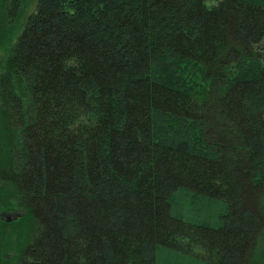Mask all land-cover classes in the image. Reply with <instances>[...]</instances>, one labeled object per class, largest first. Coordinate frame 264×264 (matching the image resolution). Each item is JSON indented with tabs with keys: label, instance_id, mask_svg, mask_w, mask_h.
<instances>
[{
	"label": "trees",
	"instance_id": "16d2710c",
	"mask_svg": "<svg viewBox=\"0 0 264 264\" xmlns=\"http://www.w3.org/2000/svg\"><path fill=\"white\" fill-rule=\"evenodd\" d=\"M14 34L0 264H264V0H37Z\"/></svg>",
	"mask_w": 264,
	"mask_h": 264
},
{
	"label": "rangeland",
	"instance_id": "374dc122",
	"mask_svg": "<svg viewBox=\"0 0 264 264\" xmlns=\"http://www.w3.org/2000/svg\"><path fill=\"white\" fill-rule=\"evenodd\" d=\"M12 1H14L15 7H18L17 9H15L16 10V14H15L16 17L14 16L15 18L11 17L8 14V10L11 7ZM36 1L37 0H0V43L2 41L1 40L2 37H4L6 33H9V31L12 30V27L15 28L16 35L20 32L23 22H26V19L29 17V14H31L35 10ZM15 34L14 36H16ZM5 55H6V47L2 48L0 44V61L4 59ZM1 215H4V216L17 215L20 218H22L25 216V213L24 211H22L21 209L17 207H10L8 209H0V216ZM13 223L7 224V223L1 222L0 220L1 226L8 227V225H10L8 229L6 230L4 229L5 231L2 230L0 232L1 236L5 240L4 248H2L1 251H3V258L6 261L7 260L10 261V259L14 258L15 257L14 254L17 251V246H16L17 231L15 230L17 229L16 228L17 226L13 227Z\"/></svg>",
	"mask_w": 264,
	"mask_h": 264
},
{
	"label": "flooded vegetation",
	"instance_id": "af4514ba",
	"mask_svg": "<svg viewBox=\"0 0 264 264\" xmlns=\"http://www.w3.org/2000/svg\"><path fill=\"white\" fill-rule=\"evenodd\" d=\"M11 10H12V6L9 8V10H8V14H9L11 17H14V16L16 17V15H15V14H16V11L13 12V14H11ZM34 11H35V10H34ZM34 11H33L31 14H29V16L32 15V14L34 13ZM15 17H14V18H15ZM15 24H16V23H15ZM24 25H25V22H23V25H22V27H21V31H22ZM14 216H17V215L5 216V218H6V217H9V218L12 219ZM2 217H4V215H1V216H0V220H1V222H3V223H7V224H10V223L16 221L18 218H20L19 216H17V218H16L15 220L13 219V220H11L10 222H6L5 220L2 219Z\"/></svg>",
	"mask_w": 264,
	"mask_h": 264
},
{
	"label": "water",
	"instance_id": "95a60500",
	"mask_svg": "<svg viewBox=\"0 0 264 264\" xmlns=\"http://www.w3.org/2000/svg\"><path fill=\"white\" fill-rule=\"evenodd\" d=\"M16 218H17V216H14L12 219L9 218V217H6V218H5V216L2 217V219L5 220L6 222H10V221L13 220V219L15 220Z\"/></svg>",
	"mask_w": 264,
	"mask_h": 264
}]
</instances>
